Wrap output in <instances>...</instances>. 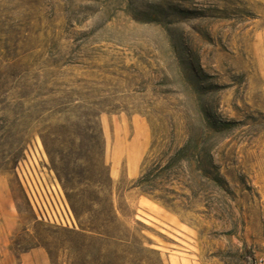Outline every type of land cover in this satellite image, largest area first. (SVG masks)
Instances as JSON below:
<instances>
[{"label": "rangeland", "instance_id": "374dc122", "mask_svg": "<svg viewBox=\"0 0 264 264\" xmlns=\"http://www.w3.org/2000/svg\"><path fill=\"white\" fill-rule=\"evenodd\" d=\"M196 134L210 180L185 162L174 209L142 204ZM254 263L264 0H0V264Z\"/></svg>", "mask_w": 264, "mask_h": 264}, {"label": "trees", "instance_id": "16d2710c", "mask_svg": "<svg viewBox=\"0 0 264 264\" xmlns=\"http://www.w3.org/2000/svg\"><path fill=\"white\" fill-rule=\"evenodd\" d=\"M205 154L206 159L208 160H205ZM162 157L166 158L165 165L163 167L160 166L161 160L160 162L159 160L155 162L153 164L155 168L151 170L152 173L151 171L143 172L141 176L135 181L134 187L139 189L143 195L152 199L151 201L154 203L169 209H174L172 200L167 199L163 195H155L156 192H159L157 186L164 180L163 176L165 175L163 174L168 171V174H173V176H176V172H179V170L181 173H185V171H182L179 166L185 162H194L196 164L197 172L203 173L202 179L207 181L210 180V177H208L210 174L209 171L207 172L205 169V166L210 164V168L213 169V165L211 163V157L209 155L207 156L205 148L203 147L202 138L197 134L188 135L187 141L181 147L168 151V153ZM174 167L177 168L176 171L172 170ZM188 190H193L192 185L188 187Z\"/></svg>", "mask_w": 264, "mask_h": 264}, {"label": "crops", "instance_id": "0c3cea01", "mask_svg": "<svg viewBox=\"0 0 264 264\" xmlns=\"http://www.w3.org/2000/svg\"><path fill=\"white\" fill-rule=\"evenodd\" d=\"M144 200L152 203V201L151 200L149 201V199L144 198ZM157 207L161 208V206L159 204H157ZM4 213L7 215V217L11 216L10 206L7 205V209H5Z\"/></svg>", "mask_w": 264, "mask_h": 264}, {"label": "bare ground", "instance_id": "6f19581e", "mask_svg": "<svg viewBox=\"0 0 264 264\" xmlns=\"http://www.w3.org/2000/svg\"><path fill=\"white\" fill-rule=\"evenodd\" d=\"M142 204H145V205H147V206H149V207H152V203L151 202H148V201H142Z\"/></svg>", "mask_w": 264, "mask_h": 264}, {"label": "built area", "instance_id": "2783aa9c", "mask_svg": "<svg viewBox=\"0 0 264 264\" xmlns=\"http://www.w3.org/2000/svg\"><path fill=\"white\" fill-rule=\"evenodd\" d=\"M255 264V263H254Z\"/></svg>", "mask_w": 264, "mask_h": 264}]
</instances>
